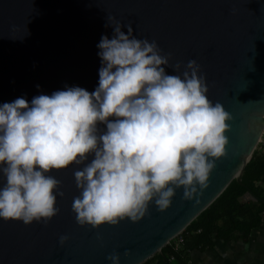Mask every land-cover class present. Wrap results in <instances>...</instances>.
<instances>
[{"label":"water","instance_id":"1","mask_svg":"<svg viewBox=\"0 0 264 264\" xmlns=\"http://www.w3.org/2000/svg\"><path fill=\"white\" fill-rule=\"evenodd\" d=\"M112 16L130 24L138 39L156 40L171 54L166 68L180 75L191 59L200 65L208 98L220 102L232 119L226 154L215 161L207 187L192 199L175 190L170 205L150 203L132 222L98 228L79 225L72 211L79 195L72 164L50 174L60 181L59 212L47 224L0 218V264H143L180 234L242 175L264 134V0H0V103L51 94L65 85L93 91L102 34L111 38ZM36 85H40L38 89ZM91 157H89V160ZM0 176V186L3 185ZM245 198L257 200L250 190ZM264 202V201H263ZM264 214V212H263ZM68 239L59 243V237Z\"/></svg>","mask_w":264,"mask_h":264},{"label":"clouds","instance_id":"2","mask_svg":"<svg viewBox=\"0 0 264 264\" xmlns=\"http://www.w3.org/2000/svg\"><path fill=\"white\" fill-rule=\"evenodd\" d=\"M106 20L113 34H102L96 45L93 91L65 85L30 101L0 103V218L47 224L63 196L50 173L82 164L73 172L76 222L92 228L135 222L150 203L167 208L178 188L192 199L226 154L232 117L208 98L196 60L182 74H169L166 68L180 64L170 65L171 54L162 55L156 40L138 39L130 24L125 33L112 16ZM67 239L61 235L59 243ZM106 259L120 264L118 254Z\"/></svg>","mask_w":264,"mask_h":264},{"label":"trees","instance_id":"3","mask_svg":"<svg viewBox=\"0 0 264 264\" xmlns=\"http://www.w3.org/2000/svg\"><path fill=\"white\" fill-rule=\"evenodd\" d=\"M253 152L243 175L236 179L202 211L180 234L143 264H193V249L210 248L224 242L245 238L262 224L264 212V134ZM250 190L257 200H244ZM180 239H182L180 241Z\"/></svg>","mask_w":264,"mask_h":264},{"label":"crops","instance_id":"4","mask_svg":"<svg viewBox=\"0 0 264 264\" xmlns=\"http://www.w3.org/2000/svg\"><path fill=\"white\" fill-rule=\"evenodd\" d=\"M244 200H250L245 198ZM193 264H264V214L262 224L245 238L222 241L213 247L193 249Z\"/></svg>","mask_w":264,"mask_h":264},{"label":"built area","instance_id":"5","mask_svg":"<svg viewBox=\"0 0 264 264\" xmlns=\"http://www.w3.org/2000/svg\"><path fill=\"white\" fill-rule=\"evenodd\" d=\"M182 239H180V241H181Z\"/></svg>","mask_w":264,"mask_h":264},{"label":"rangeland","instance_id":"6","mask_svg":"<svg viewBox=\"0 0 264 264\" xmlns=\"http://www.w3.org/2000/svg\"><path fill=\"white\" fill-rule=\"evenodd\" d=\"M262 141H263V138H262Z\"/></svg>","mask_w":264,"mask_h":264}]
</instances>
